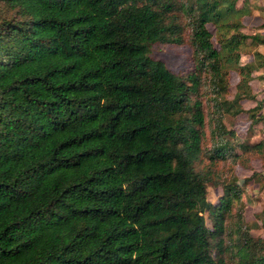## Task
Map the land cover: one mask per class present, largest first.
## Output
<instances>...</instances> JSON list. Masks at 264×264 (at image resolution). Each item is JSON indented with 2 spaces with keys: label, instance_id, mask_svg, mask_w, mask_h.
Returning a JSON list of instances; mask_svg holds the SVG:
<instances>
[{
  "label": "trees",
  "instance_id": "trees-1",
  "mask_svg": "<svg viewBox=\"0 0 264 264\" xmlns=\"http://www.w3.org/2000/svg\"><path fill=\"white\" fill-rule=\"evenodd\" d=\"M238 4L0 0V264H227L240 179L213 166L257 155L264 179V140L227 137L242 100L264 125L250 85L264 36ZM187 42L180 77L151 56ZM209 185L226 188L203 207ZM239 230L241 264H264V238Z\"/></svg>",
  "mask_w": 264,
  "mask_h": 264
},
{
  "label": "rangeland",
  "instance_id": "rangeland-1",
  "mask_svg": "<svg viewBox=\"0 0 264 264\" xmlns=\"http://www.w3.org/2000/svg\"><path fill=\"white\" fill-rule=\"evenodd\" d=\"M239 7H243L242 25L243 30L247 34H261L264 36V0H239ZM209 29L214 35L215 45L219 47L215 39L216 28L213 24H209ZM151 56L156 59L163 60L167 66L179 77L191 67V47L189 43L182 45L174 44H153L151 45ZM258 50L264 54V45L252 47V50ZM253 60L252 51H247L242 56V63L251 62ZM240 81V75L236 71H231L229 75V93L228 97L233 98L236 92V85ZM252 94L257 99L264 96V66L258 68L252 80L250 81ZM256 101L242 100L240 107L244 112L237 115H227L225 122L228 131H234L235 140H229L244 143H257L264 140V125L261 122L254 123L248 113L250 109L255 107ZM212 110L209 108V111ZM264 113V106L260 110ZM209 134V128L207 129ZM209 137V136H208ZM212 141H208V145ZM208 160H206V163ZM213 174H223L231 177L232 174L240 179L239 189L241 190L240 198H234L232 212L226 221L225 239L227 245H230L227 251V264H241V254L239 248L243 245L241 223L244 228H249L253 237L264 238V179L257 180L256 173L262 171V161L257 155L244 154L240 162L233 163L232 159L227 161L220 160L213 166ZM225 186L209 185L208 193L205 200L201 201V206L209 201L216 205L219 203L220 197L224 194ZM204 211V208L202 209ZM207 215V212H205ZM240 222V223H239ZM207 224L212 225L207 219Z\"/></svg>",
  "mask_w": 264,
  "mask_h": 264
}]
</instances>
